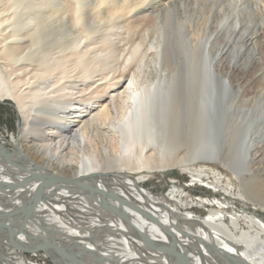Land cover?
I'll return each instance as SVG.
<instances>
[{
  "label": "bare ground",
  "instance_id": "1",
  "mask_svg": "<svg viewBox=\"0 0 264 264\" xmlns=\"http://www.w3.org/2000/svg\"><path fill=\"white\" fill-rule=\"evenodd\" d=\"M240 1L0 0V100L25 142L0 143V264H29L24 247L53 264H264V219L231 209L256 194L205 140L209 79L238 123L264 119V34L247 33L264 3ZM173 168L212 196L187 210L173 186L144 189Z\"/></svg>",
  "mask_w": 264,
  "mask_h": 264
},
{
  "label": "rangeland",
  "instance_id": "2",
  "mask_svg": "<svg viewBox=\"0 0 264 264\" xmlns=\"http://www.w3.org/2000/svg\"><path fill=\"white\" fill-rule=\"evenodd\" d=\"M264 3V0H262ZM246 4L251 5L253 11L256 9L255 0H242L240 1V7H246ZM260 5V4H258ZM246 9V8H245ZM247 15L246 11H242ZM248 16V15H247ZM257 15H254L256 17ZM262 31L264 34V27L261 24L259 18L252 17V21L249 24V33L254 30ZM263 29V30H262ZM257 45H259V52L261 57H264V35L257 36ZM210 80V79H209ZM213 85L214 92L212 95L207 97V117L208 124L206 128V143L207 150L211 153H216L222 148V152L230 151L232 153V158L235 159L238 164V169H240V174L242 177L248 179L241 180V182H236L233 180L232 175L229 170L218 166L219 170L227 175L233 182H235L239 187L247 188L250 192L254 190L256 197H250L248 194L235 196L236 203L231 207L235 212H240L248 207L256 211V215L264 219V151L257 152V162L251 166V161L249 162V156H247L248 143H250V136L258 138L259 141H264V119L256 118L252 116L248 117L243 121L242 124L235 118L238 111L233 108H226L229 95H224L220 90L221 87L214 81ZM211 87V86H210ZM211 96V97H210ZM235 116V117H234ZM237 118H239L237 116ZM237 121V123L235 122ZM241 121V120H240ZM260 129L257 133L256 131ZM22 123L20 115L17 111L15 103L10 99L0 100V143H3L9 150H12L11 139L14 137L19 140V144L25 143L22 136ZM250 141V142H249ZM216 150V151H215ZM253 149L250 148L249 151ZM247 158V159H246ZM261 160V161H260ZM259 162V163H258ZM248 164V165H247ZM246 167V168H245ZM245 169H247L245 171ZM252 169V171H250ZM132 175V174H131ZM254 176V177H252ZM252 177V179H251ZM142 185L144 189L153 194H164L171 186L175 187L182 197L183 201L186 203L185 209L189 210L193 204H195L198 196H212L214 190L207 185L192 184L190 182V177L187 173L181 172L176 168L169 171H154L152 173L145 172L142 178ZM222 197V198H221ZM224 201V197H219ZM246 201L247 204L244 203ZM193 203V204H192ZM192 211L197 215L204 216L207 209L204 207L194 205ZM24 255L27 258L29 264H53L51 259L42 255L41 252H35L31 248L24 247Z\"/></svg>",
  "mask_w": 264,
  "mask_h": 264
}]
</instances>
